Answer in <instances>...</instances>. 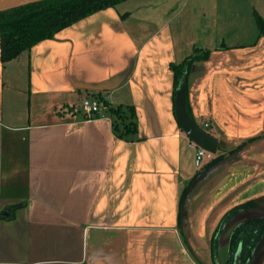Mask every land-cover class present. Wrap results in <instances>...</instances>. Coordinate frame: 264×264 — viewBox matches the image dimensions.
<instances>
[{
    "label": "crops",
    "instance_id": "0c3cea01",
    "mask_svg": "<svg viewBox=\"0 0 264 264\" xmlns=\"http://www.w3.org/2000/svg\"><path fill=\"white\" fill-rule=\"evenodd\" d=\"M182 3L128 0L6 64L0 47V264H214L223 217L254 201L223 227L226 264L233 230L264 223V37L256 19L229 6L220 20L214 5L187 98L224 152L247 144L195 178L179 218L200 170L174 111L170 65L191 55L174 24ZM98 96L134 107L133 139L105 111L86 119L81 102ZM247 264H264V233Z\"/></svg>",
    "mask_w": 264,
    "mask_h": 264
},
{
    "label": "trees",
    "instance_id": "16d2710c",
    "mask_svg": "<svg viewBox=\"0 0 264 264\" xmlns=\"http://www.w3.org/2000/svg\"><path fill=\"white\" fill-rule=\"evenodd\" d=\"M128 0H43L36 3L26 4L14 9L0 12V47L1 61L6 64L17 59L23 52L29 51L34 45L47 39H53L61 30L71 26L79 20L94 14L98 11L116 7ZM258 24L259 34L264 37V20L254 11ZM210 57V50H202L195 47L192 55L186 57L180 63H172L170 68L174 74V99L178 89L182 85L188 84V78L195 63L205 62ZM100 101L103 99L99 98ZM105 114L113 119V128L116 135L125 140L133 139L137 133L136 113L133 106L124 107L119 105L111 107L106 101ZM186 108L189 115L194 119L192 108L188 98ZM76 110L70 107V111ZM175 111V106H174ZM103 114V113H102ZM100 115H95L99 117ZM195 120V119H194ZM182 132H184L182 130ZM213 136L217 134L209 131ZM247 143L237 148L224 152L221 141L217 153L209 161H206L192 180L185 186L179 201V218L181 219L184 203L189 195L190 186L200 173L205 172L220 162L227 159L236 151L242 149ZM256 202L251 201L240 205L228 212L220 222L211 241L212 259L214 264H220L217 260L219 237L223 232V227L240 210L251 208ZM264 233V223L261 219H253L241 223L232 232L229 242V255L226 264H233L234 257L241 248V263L247 264L251 259L255 247L260 242Z\"/></svg>",
    "mask_w": 264,
    "mask_h": 264
},
{
    "label": "rangeland",
    "instance_id": "374dc122",
    "mask_svg": "<svg viewBox=\"0 0 264 264\" xmlns=\"http://www.w3.org/2000/svg\"><path fill=\"white\" fill-rule=\"evenodd\" d=\"M213 5L220 20L222 19L221 16L229 13V6L232 14L238 13L240 17L251 20L254 25H256L253 17L254 9L264 17V4L261 0H183L182 15L178 17L174 24L183 21L184 35L186 36L182 39H186V43L190 47L186 54L192 55L196 46L207 47L200 39V34H204L209 30L207 25L208 20L212 18L211 7Z\"/></svg>",
    "mask_w": 264,
    "mask_h": 264
},
{
    "label": "water",
    "instance_id": "95a60500",
    "mask_svg": "<svg viewBox=\"0 0 264 264\" xmlns=\"http://www.w3.org/2000/svg\"><path fill=\"white\" fill-rule=\"evenodd\" d=\"M40 1L43 0H0V12ZM186 99L187 86L182 85L178 89L175 98V115L179 126L184 131L189 140L194 142L197 146L215 155L218 151L219 139L210 134L209 131L204 129L189 115L186 108ZM182 212L185 214L184 210H182ZM240 254L241 248L237 250L233 264H242Z\"/></svg>",
    "mask_w": 264,
    "mask_h": 264
},
{
    "label": "built area",
    "instance_id": "2783aa9c",
    "mask_svg": "<svg viewBox=\"0 0 264 264\" xmlns=\"http://www.w3.org/2000/svg\"><path fill=\"white\" fill-rule=\"evenodd\" d=\"M81 108L86 116V119H93L95 115H101L106 109L107 106L103 101L99 99H84L81 103ZM209 125L205 124L207 128ZM189 147L194 151V163L197 168L202 167V165L213 158L214 154L204 150L203 148L197 146L194 142L189 140Z\"/></svg>",
    "mask_w": 264,
    "mask_h": 264
}]
</instances>
